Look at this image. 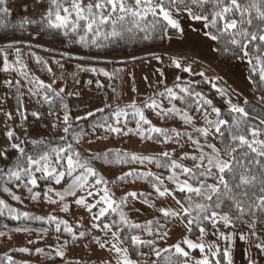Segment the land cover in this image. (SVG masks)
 Wrapping results in <instances>:
<instances>
[{"label": "snow or ice", "instance_id": "obj_1", "mask_svg": "<svg viewBox=\"0 0 264 264\" xmlns=\"http://www.w3.org/2000/svg\"><path fill=\"white\" fill-rule=\"evenodd\" d=\"M8 3L9 0H0V30L28 32L31 28L37 34L61 36L66 46L77 45L86 51L117 42L150 41L154 37L171 40L174 35L183 36L182 22L187 20L192 31L212 42L214 51L231 54L247 65L246 79L260 93L257 105H250L247 100L233 102L232 93L211 81L203 71L194 73L191 66H182L173 59L172 65L182 73L199 76L203 83L211 84L226 107L217 106L199 90L201 81L184 80L177 75L172 86L161 79L159 84L163 87L147 98L133 99L126 105L117 103L114 107L106 97L103 107L73 116L66 101V87H58L62 77H55L48 62L31 52L35 63L53 77L51 83H45L29 72L22 48L14 40L5 43L0 46V72L19 76L6 78L3 83L16 93L17 113L22 122H27L29 115L36 121L42 117L39 111L27 113L22 99L27 95L40 107L47 106L44 116L52 120L45 127L61 134L52 140L30 139L29 128L23 123L21 135L8 129V144L0 148V189L19 204L24 199L17 192L23 190L24 198L35 204L46 203L65 214L75 205L90 218V227L77 232L76 229L84 228L80 222L74 228L55 214L36 216L0 200V217L24 222L12 231L34 233L38 239L29 240V245L54 232L57 243L50 246V251L35 249L37 255L51 260H63L69 244L87 236H91L90 244L108 254L100 264H234L237 238L247 244L250 237L256 241L252 246L264 256V238L257 227H264V0H32L35 14L24 15L15 22ZM27 46L32 45L29 42ZM62 55L64 59H73L70 52ZM152 58L163 63L159 56ZM54 63L64 68L61 61ZM76 68L77 73H91L108 80L118 78L123 71L117 68L109 72L104 67L79 63ZM156 72L164 77L163 69L157 68ZM72 78L75 80V75ZM144 79L147 81V77ZM93 83L87 81L89 86ZM95 85L98 89L104 87L99 79ZM131 91L137 89L132 87ZM75 95L67 93L69 97ZM149 112L161 122L178 121L181 128L158 127L148 118ZM5 116L12 119L11 113L6 112ZM81 121L91 129L90 133ZM131 136L162 147H175L152 155L107 149L85 156L80 151L82 141L93 142L85 137L102 140ZM185 147L190 151L177 157V149ZM98 162L129 170L108 179L98 171ZM149 166L161 171L154 172ZM130 182H143L151 191H130L117 197L113 188ZM177 193L182 197L177 198ZM169 198L175 207L157 206ZM136 201L157 215L144 223L134 221L128 210ZM176 221L184 235L169 244ZM34 223L41 227H31ZM239 225L247 226L248 233L238 234ZM93 231L103 236L92 235ZM210 235L214 239L210 240ZM5 236L11 240L10 235L0 231V237ZM62 237L67 238L61 242ZM13 251L29 255L32 252L28 247ZM247 259L248 264H259L252 256ZM0 264L17 262L5 253L0 256Z\"/></svg>", "mask_w": 264, "mask_h": 264}, {"label": "trees", "instance_id": "obj_2", "mask_svg": "<svg viewBox=\"0 0 264 264\" xmlns=\"http://www.w3.org/2000/svg\"><path fill=\"white\" fill-rule=\"evenodd\" d=\"M9 6V3H8ZM10 8V6H9ZM12 16L11 19L13 22L19 20L22 16L17 15L12 12L10 8ZM15 41L19 47L22 48V54L24 62L28 65L29 72L43 80L45 83H51L53 77L49 76L45 71L41 69L40 65H37L30 55L31 52H34L36 55L40 56L43 60L48 62V66H50L53 70L55 77H62V79L58 80V87H66V101L69 104V108L72 110L73 116L83 115L86 111L94 110L97 107L104 106V100L107 97L109 103H112L113 106L117 103L120 105H126L128 103L122 101V90L124 84V68L130 66L134 68L139 62L152 59L153 56H160V53L165 50L167 46L168 39H160L159 37H154L150 41H136L132 43L125 42H117L111 44L109 47L96 50H84L79 48L77 45L66 46L63 43V37L48 34V33H39L33 29H29L28 32H23L15 29H7L0 30V46H3L5 43L9 41ZM31 43V48L27 46L28 43ZM47 49V51L45 50ZM71 53L73 59L67 60L63 58L62 54ZM80 57L82 59H76ZM12 59V56L9 57ZM55 60L61 61L64 64V68L61 69L56 63ZM107 61L108 63H105ZM238 60L233 58L231 54H221L216 51V64L218 68L225 69L237 62ZM83 64L85 66H94V67H104L106 70L111 72L113 69H123L118 78L113 80H108L105 77H96L91 73L79 72L77 73V64ZM162 69L164 70L163 80L168 86H172L173 82L177 75H180L184 80H197L201 81L199 85V90L203 91L205 95L209 98L213 99V102L219 107H226L223 102L217 97L210 84L203 83V78L199 76L189 77L187 73H182L179 69L175 67H171L168 65H163ZM75 75V80H73V76ZM19 79L15 73L10 76L6 73L0 72V148L7 146L8 141L6 139V131L8 129H14L18 135H21V124L23 123L24 127L29 128V138H40L38 136V131L42 134L43 138L46 140H52L54 138H58L61 133L56 130L51 129L50 127H45L48 125L52 118H45L44 114L47 111V106L40 107L34 99H29L27 95L23 96V104L27 113H31L32 111H39L42 114L41 120L36 121L29 115V119L27 122H22L20 116L17 113V100L16 93L14 90H9L4 86L3 81L6 79ZM99 79L100 82L104 85L103 89H98L95 85V80ZM88 80H93L94 83L89 86L87 84ZM79 81V83H76ZM23 83V82H22ZM163 87L162 84L156 85L147 96H138L136 99L147 98L153 93L159 91ZM250 89L254 95L258 98L260 97L259 91L253 90L250 85ZM115 90V91H113ZM75 92L77 95L75 96H67V93ZM241 103L243 99H240ZM250 105H257L249 101ZM11 113L12 119L7 120L5 113ZM99 115V114H98ZM148 118L152 120L153 124L158 127H167V128H181V125L178 121L169 120L167 122H161L154 114L151 112L147 113ZM81 124H84L87 131L90 133L91 129L85 124V122L81 121ZM129 126L134 127V123H130ZM183 130V129H181ZM91 138L93 142L91 144L83 142L80 145V151L87 156L89 152L96 153L102 152L107 149H119L129 153H137L144 155H152L158 154L163 150H169L175 145H167L161 146L159 143L153 141H141L135 136L131 137H113L111 139H102L95 140L94 137H85V140ZM28 147H31L28 145ZM190 151L189 147H185L183 150L177 149L176 156H180L183 152ZM185 163L191 164L190 161H185ZM98 171L102 172L104 176L108 179H115L116 176L120 175L123 171H128V167L124 166H102L99 162L96 164ZM139 167V166H133ZM152 168L154 172H160L161 170L156 169L153 166H149ZM146 170V169H142ZM42 187L43 182H41ZM15 191V189H13ZM116 196H122L125 192L136 191V192H144L148 193L151 191L149 186L143 182L136 183H128L122 185L120 188H113ZM18 195L22 196L24 199L23 204H19L15 201H12L11 198L3 193L2 189H0V200H4L10 207L16 208L21 212H29L36 216H46L49 213L55 214L59 216L61 219H65L69 221V223L76 228V222L72 223L68 218L70 217V213H74L73 208H71L70 213H67L65 217L61 216V212L56 210L55 206H50L46 203L35 204L28 199L24 198L25 193L23 190L17 192ZM183 194L177 193V198H181ZM160 203L158 202L157 205ZM128 215L131 219L138 223H144L146 220L153 219L157 214H146L142 215L135 211V209L130 205L128 210ZM7 224L8 227L5 228L4 225ZM24 222H16L10 219H6L4 217H0V231L5 232L7 235L11 236V240L7 239V236L0 237V256H3L5 253H10L17 264H65V262H69V264H76V261H71L64 257L63 260L56 258L55 260L46 259L44 255H37L35 253L36 248H43L47 253L50 251V246L54 247L57 243L56 234L54 232H50L49 236L44 238L38 243L29 245V240H37V236L33 234H24V233H16L12 231L15 227L23 226ZM174 224V223H173ZM172 224V226H173ZM34 228L41 227L40 224L34 223L30 225ZM247 227L245 225H239L237 228ZM260 228L259 232H264V227L260 225L257 226ZM77 232L81 231V228L76 229ZM211 231V229L209 230ZM67 237H62L63 239ZM147 238V237H145ZM90 238L87 236L84 240L77 241L75 244H69L66 249V254L73 251L74 249L84 246L85 248L89 247ZM22 247H28L32 250L31 254H22L19 251H13V249H19ZM87 256V249H85ZM145 252L147 249L144 250ZM194 255H198V253H194ZM66 256V255H65Z\"/></svg>", "mask_w": 264, "mask_h": 264}, {"label": "rangeland", "instance_id": "obj_3", "mask_svg": "<svg viewBox=\"0 0 264 264\" xmlns=\"http://www.w3.org/2000/svg\"><path fill=\"white\" fill-rule=\"evenodd\" d=\"M9 6L13 13L24 16L28 14H35V5L32 4V0H9ZM25 9L29 11L26 12ZM184 34L183 36L174 35L171 40H167V46L165 50L160 53L163 63L157 62L155 59H148L139 62L134 68L127 66L124 68V84L122 90V101L130 103L133 99L138 96H147L151 90L159 84V81L163 78L156 72L157 68H161L163 65L174 67L171 61L173 59L179 60L182 66H191L194 73L203 71L205 76L211 81L216 82L219 86L226 88L232 93L233 102L251 101L254 104H258L259 98L254 95L250 89V84L246 77L248 76L247 65L241 63L239 60L229 66L228 68H218L216 64V51L213 50L214 45L212 42L207 41L198 32L192 31V25L187 20L183 21ZM196 27H199L198 25ZM111 72L114 70L111 68ZM134 77V81H133ZM144 77H147L145 81ZM211 86V84H210ZM135 87L136 92H132L131 88ZM214 91V90H213ZM217 95V94H216ZM221 100V98L217 95ZM222 101V100H221ZM38 136L42 134L38 131ZM134 209H139V214H154L152 209H148L142 205L139 201L131 204ZM171 205L175 207L174 202L169 200L165 201L164 204L157 205L158 207ZM74 213H70L68 217L72 223L80 222L84 225L82 230L90 227L89 214L83 209L77 208L72 205ZM95 211V209H94ZM62 217H65V213H61ZM66 219V218H65ZM225 231H232L227 229ZM237 233L240 232L248 233L247 227H240L236 229ZM211 232V231H210ZM264 238V232L258 233ZM92 235L102 237V233L93 231ZM184 235L182 226L179 225V221L174 222L171 231V238L168 243H175L181 236ZM91 239V236H89ZM209 239H214L211 235ZM256 242L254 238L250 237L249 242L243 243L237 238L234 250L233 258L234 264H248L247 256L254 257L259 264H264V256L258 254V250L252 245ZM85 249H87V256H85ZM107 252L100 250L97 245L91 244L85 248L80 246L73 251L66 254V259L71 261H79L80 264H100L101 260L107 257Z\"/></svg>", "mask_w": 264, "mask_h": 264}]
</instances>
